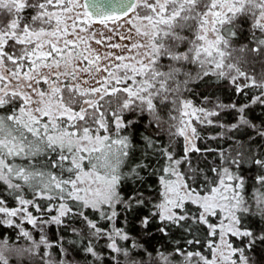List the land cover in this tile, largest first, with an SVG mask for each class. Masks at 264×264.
<instances>
[{"label": "snow or ice", "instance_id": "snow-or-ice-1", "mask_svg": "<svg viewBox=\"0 0 264 264\" xmlns=\"http://www.w3.org/2000/svg\"><path fill=\"white\" fill-rule=\"evenodd\" d=\"M253 106L264 0H0V264H264Z\"/></svg>", "mask_w": 264, "mask_h": 264}, {"label": "trees", "instance_id": "trees-1", "mask_svg": "<svg viewBox=\"0 0 264 264\" xmlns=\"http://www.w3.org/2000/svg\"><path fill=\"white\" fill-rule=\"evenodd\" d=\"M222 95H223V98H225L227 100L228 97L230 96V89H226L222 93ZM237 99H239V98H237ZM253 108H254L253 115L258 116V117L264 115V108H261L258 106H253ZM205 134L208 136H211L214 134V131L211 128H209V129L205 130ZM207 144H208V146H215L216 142L209 140V141H207ZM247 223H248V226L253 227L254 230L256 228H264V223H257L256 218L250 219ZM13 231L14 230H12V229H7L6 226L4 228H0V232H3L5 235H9V236H11L13 234ZM164 242L172 244L173 246H175L174 240L171 238L167 239ZM180 242L183 243V240H181ZM152 243H156V240H152ZM5 254L10 256V257H14L17 255V252L14 248L13 249H6Z\"/></svg>", "mask_w": 264, "mask_h": 264}, {"label": "rangeland", "instance_id": "rangeland-1", "mask_svg": "<svg viewBox=\"0 0 264 264\" xmlns=\"http://www.w3.org/2000/svg\"><path fill=\"white\" fill-rule=\"evenodd\" d=\"M98 27V26H97ZM23 227H26V228H31L30 225H23Z\"/></svg>", "mask_w": 264, "mask_h": 264}]
</instances>
